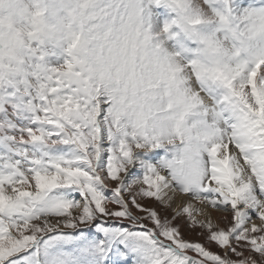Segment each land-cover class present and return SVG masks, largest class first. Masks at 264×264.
I'll return each instance as SVG.
<instances>
[{
    "label": "snow or ice",
    "instance_id": "6c2138e0",
    "mask_svg": "<svg viewBox=\"0 0 264 264\" xmlns=\"http://www.w3.org/2000/svg\"><path fill=\"white\" fill-rule=\"evenodd\" d=\"M0 264H264V0H0Z\"/></svg>",
    "mask_w": 264,
    "mask_h": 264
},
{
    "label": "rangeland",
    "instance_id": "374dc122",
    "mask_svg": "<svg viewBox=\"0 0 264 264\" xmlns=\"http://www.w3.org/2000/svg\"><path fill=\"white\" fill-rule=\"evenodd\" d=\"M190 238L193 239V240L203 239V237L197 236L195 233H193V235Z\"/></svg>",
    "mask_w": 264,
    "mask_h": 264
}]
</instances>
